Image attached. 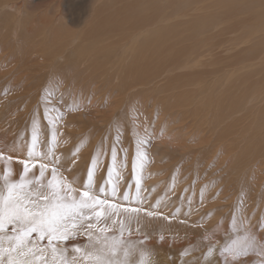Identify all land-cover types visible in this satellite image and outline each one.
I'll list each match as a JSON object with an SVG mask.
<instances>
[{
	"label": "rangeland",
	"instance_id": "1",
	"mask_svg": "<svg viewBox=\"0 0 264 264\" xmlns=\"http://www.w3.org/2000/svg\"><path fill=\"white\" fill-rule=\"evenodd\" d=\"M8 1L0 12V151L5 157L26 158L22 145L31 141L35 118L41 150L47 151L56 132L54 151L65 176L82 186L93 157H99L94 185L110 192L107 169L115 145L122 179L117 197L109 198L141 206L133 198L136 178L142 176V206L161 214L142 217L140 231L125 233L138 245L143 241L151 264L153 259L205 264L206 248L195 246L202 248L203 239L208 243L213 234L211 242L227 245L249 225L258 242L264 241V227L257 228L264 226V120L259 121L264 64L247 57L254 40L242 37L260 33L252 31L245 15L256 2ZM57 115L61 119L50 123ZM141 139L146 143L139 145ZM137 148L146 157L142 169L136 159L134 176ZM5 163L0 161V172ZM11 167L19 174L23 166L14 160ZM33 171L38 174V167ZM125 192L129 201L122 198ZM76 243L83 246L82 240ZM244 259L262 264L264 253Z\"/></svg>",
	"mask_w": 264,
	"mask_h": 264
},
{
	"label": "snow or ice",
	"instance_id": "2",
	"mask_svg": "<svg viewBox=\"0 0 264 264\" xmlns=\"http://www.w3.org/2000/svg\"><path fill=\"white\" fill-rule=\"evenodd\" d=\"M47 115L46 111L45 118ZM60 119L57 115L50 123ZM39 131L40 123L34 118L31 141L22 145L27 150L26 158L20 159L11 153L5 157L0 151V161L6 160L0 172V264H132L130 258L136 253H139L140 264H148L146 258L150 253L142 247L143 241L138 245L125 238L126 232L131 235L133 231H140L142 217L161 215L142 206L139 196L142 176L136 178L137 196L133 198L140 200L141 206L130 207L109 198L117 197L118 180L122 179L118 171L120 150L113 145L107 169L110 192L106 186L97 189L94 185V169L99 166V157H93L87 181L77 186L61 171L54 151L58 146L56 132L48 141L47 151H43ZM145 143L143 139L138 141L139 145ZM11 152L15 153L16 149ZM145 157L137 148V157L132 162L134 176L136 159H141L142 169ZM14 160L23 166L19 174L11 167ZM37 167L38 174L33 171ZM123 200L129 201L128 192L123 194ZM250 227L243 228L242 237L237 236L224 246L209 240L206 252L202 253L205 264H213V260L216 264H246L244 258L250 253H264V241L258 242ZM260 227L264 226L257 225ZM233 228L239 230L235 218ZM77 240H82L83 246L76 243Z\"/></svg>",
	"mask_w": 264,
	"mask_h": 264
},
{
	"label": "bare ground",
	"instance_id": "3",
	"mask_svg": "<svg viewBox=\"0 0 264 264\" xmlns=\"http://www.w3.org/2000/svg\"><path fill=\"white\" fill-rule=\"evenodd\" d=\"M3 1V0H2ZM1 1V2H2ZM252 2H256V6L255 7H251V6H248L247 8H246V11H245V15H246V17H247V19L248 20H250V22H252V25L250 26L251 27V29H252V31H256V32H260L259 34H256V35H252V34H247V35H245L244 33V35H242V37H244V38H249V40L251 39H253L254 40V43L250 46V47H248V53L246 54L247 55V57L249 58V59H251V60H256V59H258V60H260V62L261 63H263L264 64V0H251ZM104 2V1H103ZM9 4V1L8 0H6V2H4L3 1V3H0V12L2 11V9H4V7H8V6H10V5H8ZM98 6V5H97ZM119 6V5H118ZM122 6V5H121ZM140 7V6H139ZM97 8V7H96ZM241 10V9H240ZM154 15V14H153ZM144 17H147V16H144ZM167 17V16H166ZM186 19V18H185ZM191 20V19H190ZM139 21V20H138ZM208 21V20H207ZM131 22V21H130ZM156 23V22H155ZM172 23V22H171ZM138 25V24H137ZM151 25H152V23H151ZM201 25V24H200ZM154 27V26H153ZM203 27V26H202ZM211 27V26H210ZM164 28H165V26H164ZM169 29V28H168ZM254 29V30H253ZM136 31V30H135ZM139 31V30H138ZM151 31V30H150ZM159 31V30H158ZM190 31V30H189ZM131 32V31H130ZM183 32V31H182ZM188 32V31H187ZM133 33V32H132ZM151 33V32H150ZM156 33H157V31H156ZM201 33H202V31H201ZM130 34V33H129ZM146 34V33H145ZM158 34V33H157ZM157 34H155V35H157ZM169 34V33H168ZM203 34V33H202ZM220 34V33H219ZM82 35V34H81ZM100 35V34H99ZM134 35V34H133ZM154 35V36H155ZM184 35V34H183ZM94 36V35H93ZM210 36V35H209ZM105 37V36H104ZM134 37V36H133ZM145 37H146V35H145ZM180 37H181V35H180ZM187 37V36H186ZM189 37V36H188ZM96 38H98V37H96ZM137 38V37H136ZM181 39V38H180ZM87 40H88V38H87ZM86 40V41H87ZM89 40H92L91 39V37H90V39ZM97 40V39H96ZM173 40V39H172ZM250 40V41H251ZM131 41V40H130ZM230 41V40H229ZM90 42V41H89ZM212 42V41H211ZM249 42V41H248ZM233 43V42H232ZM166 44V43H165ZM176 44V43H175ZM92 45V44H91ZM97 46H99V44L97 45ZM97 46H95V47H97ZM136 46V45H135ZM144 46V45H143ZM201 46V45H200ZM234 46V45H233ZM28 47V46H27ZM100 47V46H99ZM102 47V46H101ZM100 47V50H102V48ZM214 47V46H213ZM168 48V47H167ZM191 48V47H190ZM201 48V47H200ZM94 49V48H93ZM99 48H97L96 50H98ZM95 50V49H94ZM109 50V49H108ZM113 50V49H112ZM201 50V49H200ZM189 52L191 51V49L190 50H188ZM195 51V50H194ZM202 51V50H201ZM28 52V51H27ZM90 52V51H89ZM180 52V51H179ZM187 52V51H186ZM97 53V52H96ZM193 53V52H192ZM143 55H145V54H143ZM136 56V55H135ZM146 56V55H145ZM184 56V55H183ZM24 57V56H23ZM28 57V56H27ZM128 57V56H127ZM176 57V56H175ZM174 57V58H175ZM186 57V56H185ZM23 59V58H22ZM240 59V58H239ZM243 59V58H242ZM246 59V58H245ZM102 60V59H101ZM130 60V59H129ZM135 60V59H134ZM152 60H154V59H152ZM241 60V59H240ZM103 61V60H102ZM136 62L138 61L139 62V60H135ZM154 61H156V60H154ZM179 61V60H178ZM137 62V63H138ZM168 62V61H167ZM174 62V61H173ZM170 63H172V61H171V59H170ZM170 63H169V65H170ZM177 63V62H176ZM139 64V63H138ZM247 64H248V62H247ZM256 64V63H255ZM146 65V64H145ZM168 65V66H169ZM241 65V64H240ZM172 66V65H171ZM175 66V65H174ZM180 66H182V65H180ZM243 66V65H242ZM184 67V66H183ZM125 68V67H124ZM170 68V67H169ZM179 68V67H178ZM185 68V67H184ZM259 68V67H258ZM181 69H182V67H181ZM250 69V68H249ZM120 70V69H119ZM167 70V69H166ZM241 70V69H240ZM171 71H173V70H171ZM178 71V70H177ZM252 71V70H251ZM169 72V71H168ZM126 73V72H125ZM206 73V72H205ZM249 73V72H248ZM73 75V74H72ZM64 76V75H63ZM144 76H145V74H144ZM257 76V75H256ZM256 79V78H255ZM243 80V79H242ZM16 81V80H15ZM75 81V80H74ZM85 81V80H84ZM180 81V80H179ZM234 81V80H233ZM262 82V81H261ZM188 83V82H187ZM209 83V82H208ZM234 83V82H233ZM188 85H189V83H188ZM207 85V84H206ZM238 85V84H237ZM241 85V84H240ZM177 86H179L178 84H177ZM87 87V86H86ZM169 88V87H168ZM179 88H182V87H179ZM258 88V87H257ZM255 90V89H254ZM262 90V89H261ZM179 91V90H178ZM181 91V90H180ZM15 92V91H14ZM65 93V92H64ZM163 94V93H162ZM8 95H9V92H8ZM174 100V99H173ZM172 100V101H173ZM176 102H178V101H176ZM175 102V103H176ZM188 102V101H187ZM211 102V101H210ZM209 102V103H210ZM214 101H212V103H213ZM239 102H240V100H239ZM249 102V101H248ZM179 103V102H178ZM211 103V104H212ZM238 103V102H237ZM177 104V103H176ZM189 104V103H188ZM239 104V103H238ZM237 104V105H238ZM182 105H183V103H182ZM261 105V104H260ZM180 106V105H179ZM178 106V107H179ZM246 106V105H245ZM248 106V105H247ZM239 107V106H238ZM189 107H187V109H188ZM218 108V107H217ZM227 108V107H226ZM201 110V109H200ZM218 110V109H217ZM170 111V110H169ZM197 111V110H196ZM221 111V110H220ZM234 111V110H233ZM183 113V112H182ZM176 114V113H175ZM260 115H261V117H264L261 113H259ZM165 116V115H164ZM175 116V115H174ZM190 116V115H189ZM214 116V115H213ZM255 116H256V114H255ZM180 117H181V115H180ZM179 117V118H180ZM183 117V116H182ZM194 117V116H193ZM217 117V116H216ZM215 117V118H216ZM253 117H254V115H253ZM260 117V118H261ZM187 118V117H186ZM259 118V119H260ZM172 120H174V118L172 119ZM183 120V119H182ZM216 120V119H215ZM262 120V121H261ZM261 120H259L260 121V123L262 122L263 123V120H264V118H262ZM163 121V120H162ZM161 121V122H162ZM167 121H169V120H167ZM158 122V121H157ZM164 123V122H163ZM212 123V122H211ZM222 123V122H221ZM228 123V122H227ZM261 123V124H262ZM169 124V123H168ZM264 126V125H263ZM170 127V126H169ZM221 127V126H220ZM165 128H167V127H165ZM203 128V127H202ZM215 128V127H214ZM217 128V127H216ZM168 129V128H167ZM184 129V128H183ZM200 129V128H199ZM210 131V130H209ZM215 130H213V132H214ZM219 132V131H218ZM71 133V132H70ZM182 133V132H181ZM223 133V132H222ZM208 134V133H207ZM18 135V134H17ZM224 136V135H223ZM229 136V135H228ZM255 136V135H254ZM230 137V136H229ZM214 138V137H213ZM222 138V137H221ZM257 138V137H256ZM256 138H254V139H256ZM222 139H224V138H222ZM232 140V139H231ZM230 140V141H231ZM260 140H262V138L260 139ZM224 141V140H223ZM258 141V143H259V139L257 140ZM263 141V140H262ZM262 141H260V142H262ZM263 144H264V142H262ZM260 145V144H259ZM216 147V146H215ZM264 147V146H263ZM60 148V147H59ZM254 148V147H253ZM260 148V147H259ZM262 149V148H261ZM242 150V149H241ZM260 151V150H259ZM255 152H256V150H255ZM257 152H258V149H257ZM261 152H262V150H261ZM253 153H254V151H253ZM78 154V153H77ZM58 156V155H57ZM60 157V156H59ZM79 157V156H78ZM65 161V160H64ZM248 165V164H247ZM63 168V167H62ZM98 176H100V175H98ZM125 178V177H124ZM144 178V177H143ZM134 185V184H133ZM134 194V193H133ZM133 197V196H132ZM123 198V197H122ZM193 214V213H192ZM218 214V213H217ZM250 217V216H249ZM231 219V218H230ZM225 221V220H224ZM226 223V222H225ZM245 225V224H244ZM239 227V226H238ZM153 228V227H152ZM208 231V230H207ZM209 232V231H208ZM190 233V232H189ZM192 233V232H191ZM189 235V234H188ZM187 235V236H188ZM214 235V234H213ZM212 235V236H213ZM212 236H207L206 237V239L208 240V242H209V240L211 239L212 240ZM205 237V236H204ZM192 238V237H191ZM197 239V238H196ZM200 239V238H199ZM179 240V239H178ZM198 240V239H197ZM189 241V240H188ZM199 241V240H198ZM203 241H204V246L202 247V248H200L199 247V245H198V243H197V245L198 246H195L196 248L194 249V250H203V249H205L206 248V245L208 244L207 243V241H205L204 239H203ZM213 243V242H212ZM201 245V244H200ZM194 254V253H193ZM196 254V253H195ZM177 255V254H176ZM200 256V255H199ZM164 258H167V257H164ZM163 258V259H164ZM147 259V261H148V264H151V259L152 258H146ZM131 261H132V264H140V258L139 257H134V258H131L130 259ZM153 260H155V263L154 264H171L170 262H165V260H161V261H159V260H157V259H153ZM205 261V260H204ZM222 261V260H221Z\"/></svg>",
	"mask_w": 264,
	"mask_h": 264
}]
</instances>
